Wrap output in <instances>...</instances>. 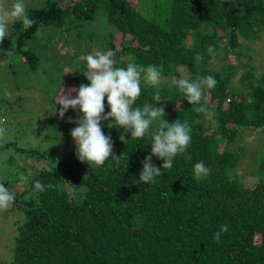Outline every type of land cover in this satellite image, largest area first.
<instances>
[{"label":"trees","instance_id":"1","mask_svg":"<svg viewBox=\"0 0 264 264\" xmlns=\"http://www.w3.org/2000/svg\"><path fill=\"white\" fill-rule=\"evenodd\" d=\"M98 10L105 12L113 29L103 39L115 53L117 66L130 62L162 66L164 79L158 86L147 83L142 74L137 106L154 103L152 97L159 91L167 100L156 104L164 108V121L180 119L190 125L191 160L177 156L173 167L162 169L164 173L153 184L140 183L151 138L130 139L126 133L129 142L121 143L124 130L110 129L111 120L102 122V130L111 137L112 155L121 157L94 168L77 166L75 158L60 159L49 151L22 149L0 139V155L25 156L10 183L3 182L24 216L16 228L10 264H264V168L259 177L251 176L256 178L251 185H245L235 173L239 153L217 144L219 139L233 142L240 128L264 135V68L257 72L248 66L252 71L246 70L234 83L240 74L238 65L212 66L221 51L227 58L244 56L246 43L264 47V0H49L42 9L27 10L35 21L31 28L13 25L0 43V54L11 51L35 70L39 60L23 49L26 41L41 28L63 30L92 21ZM115 32L121 35L118 46L113 42ZM209 46L214 55L208 53ZM256 52L247 53L248 65ZM80 54L83 59L73 64L79 71L71 70L69 76L77 89L89 83L83 74L88 52L72 53L71 58ZM198 54L203 56L200 62L194 59ZM182 68L192 80L209 75L217 80L201 101L207 110L215 106L214 125L205 123V111H195L200 105H190L173 83L174 76L184 75ZM104 105L106 115V98ZM1 109L0 121L18 115L8 118ZM72 116L74 121L80 118L78 108ZM200 161L211 169L207 177L193 174ZM151 163L160 167L163 161L152 157ZM261 163L264 159L259 170ZM21 176L27 181L21 182ZM37 180L52 187L37 192ZM224 225L228 231L219 243L214 242V233Z\"/></svg>","mask_w":264,"mask_h":264},{"label":"rangeland","instance_id":"2","mask_svg":"<svg viewBox=\"0 0 264 264\" xmlns=\"http://www.w3.org/2000/svg\"><path fill=\"white\" fill-rule=\"evenodd\" d=\"M48 1L23 0L27 10L42 9ZM57 1L67 3L68 0ZM128 1L133 3L136 0ZM14 2L15 0H0V3L8 7ZM16 23L21 22L17 21ZM14 24H10L8 34ZM112 30L107 24L106 14L103 10H98L97 17L92 21L73 23L71 28L63 30L54 27L41 28L33 38L26 41L23 47L24 50L29 49L37 56L39 61L35 70L30 69L24 58L17 54L11 56L0 54V59L4 57L3 61L0 60V113L3 112L1 108H4L8 118L15 113L18 114H15V118L12 120L7 122L4 120V123L6 122L4 128L8 129V133L0 136L2 143L14 142L18 144V148L31 147L40 151H49L60 159L75 158L77 166L81 167L82 165L88 168L96 166L95 164L82 163L77 159L74 141L70 135L71 125L73 128L77 126L74 125L72 116L75 109H68L64 117L60 118L57 103L61 89L66 94L68 89L75 88L74 82L69 76L71 70L75 72L78 70L73 68V64L82 60L83 56L80 54L79 58L74 59L71 58L72 53L85 51L88 54H95L97 51H108L103 38ZM114 37V45L118 46L121 35L115 32ZM245 47L248 52L257 51L250 65L246 61L247 51L244 56L228 55L227 58H223L224 52L221 51L212 59V66L217 69L231 63L238 65L240 74L236 76L234 83L240 79V75L249 69L248 66L253 71L260 72L264 68V47L259 46L257 49L251 43H246ZM166 83H168V79H166ZM74 97L73 93L71 98ZM214 107L212 105L204 113L207 125L215 124ZM66 118L73 122L70 123L65 120ZM244 130L246 129L238 130L237 137L233 142L219 139L217 144L221 149L229 146L230 150L233 149L239 153L241 160L235 173L240 181L249 186L256 179L251 176L258 175L259 177L263 172L264 165L261 163L259 170V161L264 159V135L260 137L256 133ZM11 146L14 145L11 144ZM14 148L10 149L15 151ZM10 156L13 157V160L10 159ZM22 156H18L16 152L0 155V184L7 180L10 183L9 178H14L16 165L21 163V159L25 157ZM261 157L263 158L260 159ZM9 186L7 187L9 188ZM16 187L22 189L19 184ZM23 217L22 206L16 202L10 209L0 210V264L11 263L12 250L17 236L16 228L20 225Z\"/></svg>","mask_w":264,"mask_h":264},{"label":"clouds","instance_id":"3","mask_svg":"<svg viewBox=\"0 0 264 264\" xmlns=\"http://www.w3.org/2000/svg\"><path fill=\"white\" fill-rule=\"evenodd\" d=\"M17 21L22 23L24 30L33 26L35 21L29 17L27 8L23 0H15L10 6L0 3V43L8 36L10 24ZM210 55L215 54L212 46L207 49ZM11 56L13 53H7ZM115 53L112 50L97 51L95 54H88L84 57L86 61V71L83 73L87 85L81 84L78 89L71 88L64 93L61 89L58 103L59 117L63 118L68 109H79L80 118L74 121L77 125L70 131L74 141L75 154L82 163L95 164L97 167L104 165L109 159L118 160L121 156L112 155L113 143L110 136L104 134L102 122L111 120L108 124L111 129H123L119 136L121 143L127 144L125 134L130 133V139L142 140L145 136L151 138V152L142 162V169L139 174V182L151 185L157 177L164 173L162 169H171L174 159L183 156L191 160L188 148L191 144V128L187 121L180 119L167 123L164 121L165 111L163 106L156 104L165 100L157 91L152 101L145 102L143 106H137V101L141 96V79L146 80L152 86L160 85L164 79L162 66L148 65L142 66L130 62L126 67L117 66L114 59ZM196 62L203 60L202 55L194 57ZM181 71L184 75L179 78L173 77V83L178 86L183 98L190 105H200L195 111L204 112L206 108L201 104L206 91L215 88L217 80L209 75L197 77L192 80L187 75L186 68ZM73 93L74 98H71ZM107 99L109 111L104 114V101ZM167 101V100H165ZM70 123L73 121H69ZM4 121H0L2 125ZM157 125L153 128V125ZM6 129L0 126V136L5 134ZM152 157L163 161L160 167L151 163ZM211 169L206 167L203 161L195 163L193 174L197 178H204L210 175ZM21 182H26L27 177L21 176ZM52 187L37 180L34 189L37 192H44ZM15 203V195L3 184H0V210H8ZM228 231V226L224 225L219 231L214 233L213 241L219 243L224 233Z\"/></svg>","mask_w":264,"mask_h":264}]
</instances>
